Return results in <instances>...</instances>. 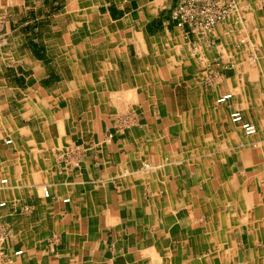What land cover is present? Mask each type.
<instances>
[{
	"label": "crops",
	"instance_id": "0c3cea01",
	"mask_svg": "<svg viewBox=\"0 0 264 264\" xmlns=\"http://www.w3.org/2000/svg\"><path fill=\"white\" fill-rule=\"evenodd\" d=\"M179 1L0 0V263L264 264V0Z\"/></svg>",
	"mask_w": 264,
	"mask_h": 264
},
{
	"label": "built area",
	"instance_id": "2783aa9c",
	"mask_svg": "<svg viewBox=\"0 0 264 264\" xmlns=\"http://www.w3.org/2000/svg\"><path fill=\"white\" fill-rule=\"evenodd\" d=\"M253 1L255 0H180L172 9L171 19L178 27L187 28L190 33L205 36L214 29L216 24L231 17L237 6L246 4L248 6ZM1 32L2 24L0 22V42L2 40ZM231 98L232 94L226 93L218 97L217 102L226 103ZM230 116L233 122L242 126L246 134L253 135L257 133V126L246 121L241 111L233 110ZM11 141V139H7L6 143H11ZM4 182H6V179L3 180ZM42 192L45 197L51 196L48 185L42 186ZM16 204V202H11V206H16ZM7 205L6 201H0V207H6ZM28 209L29 207L26 206L25 210ZM21 252L22 250L16 253Z\"/></svg>",
	"mask_w": 264,
	"mask_h": 264
},
{
	"label": "rangeland",
	"instance_id": "374dc122",
	"mask_svg": "<svg viewBox=\"0 0 264 264\" xmlns=\"http://www.w3.org/2000/svg\"><path fill=\"white\" fill-rule=\"evenodd\" d=\"M263 2V0H255L253 2H251L250 4H248V6L246 5H240L237 7L236 11L234 12V14L232 15V17L234 19H236L237 17H240V21H241V26L244 28H246V24H247V17L252 14L256 9H257V5L261 4ZM237 18V19H238ZM238 20H236V22H234L235 27L237 28L239 23Z\"/></svg>",
	"mask_w": 264,
	"mask_h": 264
},
{
	"label": "bare ground",
	"instance_id": "6f19581e",
	"mask_svg": "<svg viewBox=\"0 0 264 264\" xmlns=\"http://www.w3.org/2000/svg\"><path fill=\"white\" fill-rule=\"evenodd\" d=\"M237 7H238V6H237ZM236 9H237V8H236ZM236 9H235V11H236ZM235 11H234V12H235ZM234 12L231 14V16L234 14ZM216 25H217V24H216Z\"/></svg>",
	"mask_w": 264,
	"mask_h": 264
}]
</instances>
